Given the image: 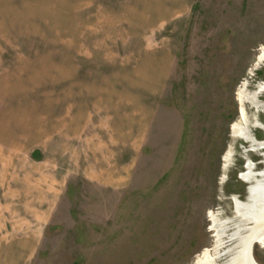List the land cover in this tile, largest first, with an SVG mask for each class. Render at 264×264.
I'll return each instance as SVG.
<instances>
[{"label": "rangeland", "instance_id": "obj_1", "mask_svg": "<svg viewBox=\"0 0 264 264\" xmlns=\"http://www.w3.org/2000/svg\"><path fill=\"white\" fill-rule=\"evenodd\" d=\"M242 92L264 102V0H0V264L225 262L264 176Z\"/></svg>", "mask_w": 264, "mask_h": 264}, {"label": "bare ground", "instance_id": "obj_2", "mask_svg": "<svg viewBox=\"0 0 264 264\" xmlns=\"http://www.w3.org/2000/svg\"><path fill=\"white\" fill-rule=\"evenodd\" d=\"M240 94L241 99L250 101L255 107L260 108V110L264 109V102L257 101L256 97H250L244 92ZM243 113V110H241L242 115H244ZM245 128V126L237 123L234 125V133H240L243 136L244 133L242 131H244ZM244 137L246 138V136ZM251 175L252 172L250 169L242 174V178L249 183L248 198L246 202L244 204L239 202V199L236 196L233 197L232 201L233 203L235 202L234 204H236L238 212L241 211L240 208L244 210V219L246 221H253L254 225H252L249 230H245L246 234H242L240 231L241 228L239 227L237 228V232L232 234V236H234L233 238H235V245L232 248H234L235 251L232 253L227 251L228 259L223 262L224 264H256L252 256V247L259 241L264 243V176H261V174ZM256 179L259 180L256 181ZM251 202H253V204H249ZM199 262L200 264H217L209 258Z\"/></svg>", "mask_w": 264, "mask_h": 264}, {"label": "crops", "instance_id": "obj_3", "mask_svg": "<svg viewBox=\"0 0 264 264\" xmlns=\"http://www.w3.org/2000/svg\"><path fill=\"white\" fill-rule=\"evenodd\" d=\"M42 139H43L42 136H39L38 141H40V143H38V146L40 144V147H39L40 149L43 148ZM62 146L63 145H61V146L59 145L58 147H54L53 146L52 148L54 150L56 149L57 152L58 151H61L63 153V151H65V150H64V148ZM32 152L30 153V156H31ZM57 152H56V155H54V157L52 158L51 167L50 168H47L46 171L43 170L45 164H43L42 162L33 164L35 166V169H34V174H35L34 195L32 194L33 196H31L29 198L35 199V203L34 204H38V205H40V207H42V204H43L42 200L44 198V195H47V192L50 190L51 198L54 199V194L55 193L57 194L59 192L57 190L58 186H60L61 182H63V179H58L57 178L58 177V172H57L58 171V166L56 167V156H57ZM46 167H48V164L47 163H46ZM43 175L45 177H43ZM44 179H46L51 184V187H49L48 190H46V191L43 190V184L42 183H43ZM121 179H122L121 178V175L118 173V176H117V179L116 180L118 181V180H121ZM46 203H44V204H46ZM49 204H51V203H49ZM30 205H32V204H30ZM38 205L37 206H35V205L33 206L32 205L31 207H32V209H35L36 210L37 207H38ZM27 206L29 208V204H27Z\"/></svg>", "mask_w": 264, "mask_h": 264}, {"label": "water", "instance_id": "obj_4", "mask_svg": "<svg viewBox=\"0 0 264 264\" xmlns=\"http://www.w3.org/2000/svg\"><path fill=\"white\" fill-rule=\"evenodd\" d=\"M246 167V166H245Z\"/></svg>", "mask_w": 264, "mask_h": 264}]
</instances>
